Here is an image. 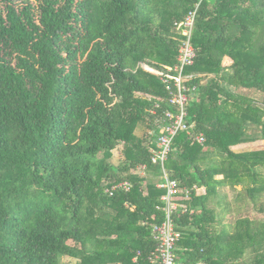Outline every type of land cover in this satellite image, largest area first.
<instances>
[{"label":"trees","instance_id":"1","mask_svg":"<svg viewBox=\"0 0 264 264\" xmlns=\"http://www.w3.org/2000/svg\"><path fill=\"white\" fill-rule=\"evenodd\" d=\"M198 4L194 128L165 164L194 211L176 214L177 259L264 264V149L242 151L264 143V0H0V264H148L171 107L144 66L178 64Z\"/></svg>","mask_w":264,"mask_h":264},{"label":"built area","instance_id":"2","mask_svg":"<svg viewBox=\"0 0 264 264\" xmlns=\"http://www.w3.org/2000/svg\"><path fill=\"white\" fill-rule=\"evenodd\" d=\"M198 9L199 4L182 23L178 24V30L183 37L179 47L178 64L174 68H167V71L144 66L146 71L158 76L161 82L166 85V90L169 93L168 104L171 107L163 112V123L160 125L156 147L151 150L152 163L161 166L162 177L157 187L163 189L165 193L161 197L163 206L158 207V210L164 213L165 219L162 223L153 226L156 246L148 257V264H184L177 259V243L182 234L177 229L176 214L178 212L182 214L194 212L181 202L190 200L191 191L181 188L179 181L170 177L165 169V164L172 153L176 137L181 133L191 136L194 128V124L189 122L188 106L193 99L195 87L191 88L190 85H187L192 77L185 72L187 68L194 65L197 57L192 39ZM157 107L159 106L157 105ZM195 140L197 143L203 144L205 137L200 134L195 137ZM142 169L144 170L145 167L143 166ZM130 188L131 183L124 181L110 186L106 189V193L114 196L119 191L128 192ZM194 189L198 190L197 187ZM136 260L137 258H135Z\"/></svg>","mask_w":264,"mask_h":264},{"label":"rangeland","instance_id":"3","mask_svg":"<svg viewBox=\"0 0 264 264\" xmlns=\"http://www.w3.org/2000/svg\"><path fill=\"white\" fill-rule=\"evenodd\" d=\"M258 95V96H257ZM256 96H257V98L259 97V98H263L264 97V94H257ZM144 132H145V130H144V128L143 127H141V128H139V130L137 131V135L138 136H140V137H142L143 135H144ZM261 149H264V143H260V142H258V144H255L254 145V143L253 144H251V145H245V147H244V149L242 150V151H249V150H261ZM121 151H122V148H121V146H119L115 151H114V159H113V161L115 162V163H118V161L120 160V158H121ZM143 168V167H142ZM141 168V171H144L145 169H146V167H145V169L143 170ZM143 173V172H142ZM143 175V174H142ZM222 177H218V179H221ZM219 192H220V194H223V195H228L229 196V198L230 199H232L233 197H234V194L233 193H231V191H229L228 189H221V190H219ZM255 217H260L259 215H254ZM264 216V215H263ZM228 217V216H227ZM260 218H262V217H260ZM229 219V218H228ZM231 219V218H230ZM232 221L234 222L235 221V217L233 216V218H232Z\"/></svg>","mask_w":264,"mask_h":264}]
</instances>
